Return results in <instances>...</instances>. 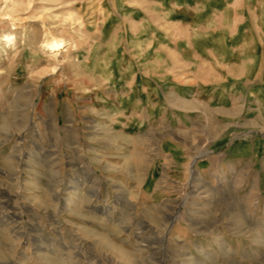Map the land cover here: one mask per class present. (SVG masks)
<instances>
[{"label":"rangeland","instance_id":"rangeland-1","mask_svg":"<svg viewBox=\"0 0 264 264\" xmlns=\"http://www.w3.org/2000/svg\"><path fill=\"white\" fill-rule=\"evenodd\" d=\"M257 42L264 0H0V264H264Z\"/></svg>","mask_w":264,"mask_h":264},{"label":"crops","instance_id":"crops-1","mask_svg":"<svg viewBox=\"0 0 264 264\" xmlns=\"http://www.w3.org/2000/svg\"><path fill=\"white\" fill-rule=\"evenodd\" d=\"M247 26L250 28V25H245V26L243 25L244 29L248 28ZM241 56H242V58H244V55H241ZM245 56H247L249 58V60L254 59L255 64H257V62H258V64H261L263 61V57H264V50L262 48V45H259L257 42V45L254 46L253 53L251 55L248 54ZM240 59H241V57L238 58V61H240ZM243 61H245V60L243 59Z\"/></svg>","mask_w":264,"mask_h":264},{"label":"bare ground","instance_id":"bare-ground-1","mask_svg":"<svg viewBox=\"0 0 264 264\" xmlns=\"http://www.w3.org/2000/svg\"><path fill=\"white\" fill-rule=\"evenodd\" d=\"M54 48H51V49H54V51H58L59 49H61L63 47V44L62 43H54L52 45ZM133 263V261H131Z\"/></svg>","mask_w":264,"mask_h":264}]
</instances>
